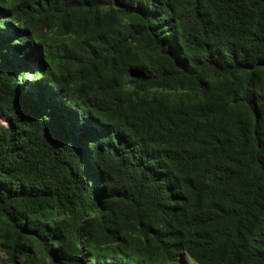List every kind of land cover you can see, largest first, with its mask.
<instances>
[{
    "label": "trees",
    "instance_id": "obj_1",
    "mask_svg": "<svg viewBox=\"0 0 264 264\" xmlns=\"http://www.w3.org/2000/svg\"><path fill=\"white\" fill-rule=\"evenodd\" d=\"M0 264H264V0H0Z\"/></svg>",
    "mask_w": 264,
    "mask_h": 264
},
{
    "label": "rangeland",
    "instance_id": "obj_2",
    "mask_svg": "<svg viewBox=\"0 0 264 264\" xmlns=\"http://www.w3.org/2000/svg\"><path fill=\"white\" fill-rule=\"evenodd\" d=\"M28 80H30L29 77H28Z\"/></svg>",
    "mask_w": 264,
    "mask_h": 264
}]
</instances>
